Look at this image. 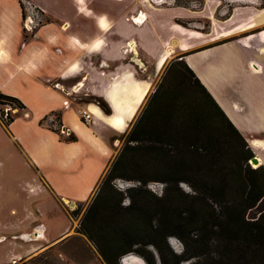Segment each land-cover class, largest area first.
Segmentation results:
<instances>
[{"label":"crops","instance_id":"0c3cea01","mask_svg":"<svg viewBox=\"0 0 264 264\" xmlns=\"http://www.w3.org/2000/svg\"><path fill=\"white\" fill-rule=\"evenodd\" d=\"M201 1L188 9L176 0H0V94L24 106L8 127L0 123L1 179L33 197L87 202L119 137L178 62L264 168V0ZM32 7L45 23L30 32ZM52 119L76 140L52 130ZM8 231L0 264H27L69 234L42 244L36 226Z\"/></svg>","mask_w":264,"mask_h":264},{"label":"rangeland","instance_id":"374dc122","mask_svg":"<svg viewBox=\"0 0 264 264\" xmlns=\"http://www.w3.org/2000/svg\"><path fill=\"white\" fill-rule=\"evenodd\" d=\"M19 1L21 4L23 3V0ZM152 1L154 3L161 2V0ZM152 1L148 0L146 4H152ZM197 1L199 3L196 0H176L178 4L182 2L185 8L191 9L195 5L201 9L202 1ZM237 4V2H233L231 8ZM35 10L40 14L39 26L44 25V14L36 8ZM37 12H34L35 16H37ZM184 23L186 24V22ZM174 65L175 63H171V67L170 65L167 67L171 69ZM169 78L166 77V86L174 85L180 81L179 79L176 82H169ZM177 86H180L188 94V97L182 100L185 106L193 103L195 106L198 104L190 90L191 84L188 80L180 82ZM183 117L179 115L177 118L182 119ZM182 122L184 123L180 126V130L175 132L172 128L170 131L166 130L161 138L163 143H165L166 150L170 151L178 159L185 160L186 166H180L175 163H166L164 166L173 171L172 177L182 179V181L177 185L171 183L168 186L160 182H149L145 186L151 194L161 197L163 201L161 210L157 213L151 211V207L154 205L152 198L148 199L150 203H147V205L149 207L148 216L153 220L152 225L156 230V235L161 234L165 238L170 250V252L164 251L165 260L170 263L173 254L186 259L181 261L180 264H264V244L259 242V238L256 237L258 234L257 227L252 224L264 212V197L254 208H247L244 207L243 201L246 195H242V190L235 188L227 190V187L231 184L230 163L235 157L239 156L238 141L234 136L225 139V137H222V131L211 127L202 131L203 133L200 131L201 134H208L211 137L210 144L208 143L206 147L207 160L204 163H200L196 160L191 146L201 145V143L205 142V138H200L199 133H197L199 131L192 129L193 122L188 118L187 120H181L180 123ZM133 124L119 137L111 163L93 195L85 203L60 204L41 195L33 197L24 187L20 188L9 182H4L1 179L2 172L0 169V235L8 236V230L13 228H25V230L31 231L32 227L36 226L41 230L40 242L45 244L59 237L66 229L69 231L67 237L59 241L62 246H56L45 250L39 255H35L27 264H105L93 246L83 235L78 233V229L85 213L92 205L102 186L107 182H109L111 189L117 192L115 200H119V206L115 207L126 208L129 205H133L132 209L126 212V217L122 215L124 219H117V224L125 220L127 223H141V230L147 228L146 225L150 218L146 216V212L140 211L139 197L137 193L131 190L140 185L138 180L163 176L157 172L154 165L146 166L144 170L141 169L143 157L146 161L149 157L146 150L153 145L152 141L155 138V133L149 127L139 135L138 141L128 143L129 133L134 126ZM217 139L223 144L216 145ZM127 145L131 147L129 150L130 154H127L126 165L122 167L120 172L124 177L110 180L108 177L109 170ZM248 165L250 169H256V165H251L250 160ZM205 183L208 184L210 189L206 196L203 190ZM218 185H221V189L223 187L226 188V190L223 189L224 193L220 189L214 191ZM193 189L195 192H193ZM107 192V190L104 191V195ZM185 194H190L193 197L187 199ZM203 196H205L204 200L213 207L211 211L207 210L204 205ZM186 205H188V213L187 215L181 214V218H179L180 228L170 226L171 207L176 206L182 209ZM100 213H105V210L101 209ZM164 223L169 225V227L163 229ZM222 230H226L231 234L221 233ZM105 231L112 233L113 228L109 226ZM212 231L216 234H221L218 246L210 242L209 248L199 249V243L195 242L196 238L202 234H209L214 237ZM180 236H184V238L181 239ZM5 244H0V247ZM45 246L48 247L47 245ZM146 250L153 255L156 264H161L159 254L154 246L149 245ZM136 260L147 264L144 258L137 254L123 256L120 264H131L132 261L134 263Z\"/></svg>","mask_w":264,"mask_h":264},{"label":"trees","instance_id":"16d2710c","mask_svg":"<svg viewBox=\"0 0 264 264\" xmlns=\"http://www.w3.org/2000/svg\"><path fill=\"white\" fill-rule=\"evenodd\" d=\"M166 77H170L169 82H176L180 79V83L188 80L191 84L190 90L194 94L195 100L198 104L195 106L193 103L192 105L185 106V104L182 103V100L187 98L188 94H186L185 90H182L180 86H177L179 83L166 86ZM97 103L104 113L109 114L110 111L105 102L97 100ZM0 105H15L19 110L24 108L21 102L17 99L1 94ZM179 115L184 117L178 119L177 117ZM187 118L193 122L192 129L199 131L197 133H199L200 138H205V142L201 143V145L191 146V150H194L193 154L195 155L196 160L200 163H204L207 160L208 154L206 152V147L211 141V137L208 134H201L202 131L211 127L222 131V137H225V139L231 138L232 136L236 138L238 141L237 149L239 148V156L235 157L230 163L231 168H229V173L231 176V184L227 187V190H233L234 188L242 190V195H246V198L243 201L244 207L254 208L264 197V168L260 166L256 169H250L248 161L254 158V155L249 149L246 141L227 119L206 89L201 85L194 73L190 71L184 63L178 62L175 63L173 68H171V71L163 72L159 84L154 92L147 98L145 105L129 133L128 143L138 141L139 135H141L145 129L150 127V129L153 130L155 133V138L152 141L153 145L147 148L146 153L149 154V157L147 161L143 157L141 169L144 170L146 166L149 167L150 165H154L157 172L163 176L138 180L140 185L131 190L137 193L139 197L140 211L146 212V216L150 218V216H148L149 207L147 205V203H150L148 200L149 198L154 200V205L151 207V211L157 213L161 210L160 208L163 202L161 197L151 194L145 187L149 182H160L168 186V184L171 183L177 185L182 181V179L172 177L174 174L173 171L164 166L166 163H175L180 166H186L185 160L178 159V157L172 155L170 151L166 150L165 143H163L161 138L164 136L163 133L166 130L170 131L171 128L174 132L180 130V126L184 123H180L181 120H187ZM12 120L13 119L2 121V124L8 127ZM75 140L76 138L73 135H70L65 141L74 142ZM215 144L219 145L223 144V142L217 139ZM130 149V145L125 146L118 158L112 164L108 174L110 180L112 178L124 177L120 172L122 171V167L126 165L127 154H130ZM143 155L145 156V154ZM251 175L253 176L251 177ZM221 188V185H218L215 187L214 191L220 189L224 193L226 188L223 187L224 190ZM106 190L108 192L104 195V191ZM203 190L206 196L210 191L207 183H205ZM193 192H195L194 189ZM116 195L117 192L111 189L109 182L103 185L92 205L81 220L78 229V233L83 235L93 246L105 264H120L121 258L128 254H137L143 257L147 264H156L153 255L146 250V247L149 245L156 248L161 264H180L181 261L186 260L182 256H175L173 254L170 263L165 260L164 251L167 250L170 252V250L166 244L165 238L161 234L156 235V230L152 225V218L149 219L146 225L147 228L143 230H141L142 225L139 222L127 223L123 220L117 224V219H124L122 215L125 216L126 212L130 211L133 205H129L126 208L115 207L119 206V200H115ZM205 196L202 197L203 200ZM185 197L190 199L193 196L185 194ZM204 205L207 207V210L211 211L213 209V207L205 200ZM101 209L105 210V213H100ZM171 213L170 226L179 229L181 224L179 218H181V214L187 215L188 205L184 206L182 209H179L176 206L171 207ZM252 224L257 227L258 234L256 237L259 238L261 244H264V212L261 213L258 220L252 222ZM109 226L113 228L112 233H107L105 231ZM167 227H169V225L164 223L162 228L165 229ZM212 233L214 237H211L209 234H202L196 238L197 240H195V242L199 243V249L209 248L211 245L210 242L218 246L221 234H216L213 231ZM221 233L226 235L231 234L226 230H222ZM180 237L181 239L184 238V236ZM57 246L62 245L59 243Z\"/></svg>","mask_w":264,"mask_h":264},{"label":"built area","instance_id":"2783aa9c","mask_svg":"<svg viewBox=\"0 0 264 264\" xmlns=\"http://www.w3.org/2000/svg\"><path fill=\"white\" fill-rule=\"evenodd\" d=\"M146 2H148V0ZM34 12H37L35 8L31 9L28 14L24 17L25 29L30 32H33L39 26L40 23V14L37 12V17L34 15ZM100 66L105 67L103 63H101ZM64 105L67 106V103H65ZM18 110L19 109L15 105H0V122L2 123V121L13 119V115ZM81 116L85 123H90V114L88 112L82 111ZM48 126L62 136H70L69 131H67L62 125H60V123H57L55 119H52L51 123Z\"/></svg>","mask_w":264,"mask_h":264},{"label":"bare ground","instance_id":"6f19581e","mask_svg":"<svg viewBox=\"0 0 264 264\" xmlns=\"http://www.w3.org/2000/svg\"><path fill=\"white\" fill-rule=\"evenodd\" d=\"M251 165H256V168H258V167H260L261 166V164H260V161L258 160V163H256V164H253L252 162H251ZM131 264H143V262L141 263V262H139V261H137L136 260V262L134 261V263L132 262Z\"/></svg>","mask_w":264,"mask_h":264},{"label":"water","instance_id":"95a60500","mask_svg":"<svg viewBox=\"0 0 264 264\" xmlns=\"http://www.w3.org/2000/svg\"><path fill=\"white\" fill-rule=\"evenodd\" d=\"M253 163V164H256V163H258V159L256 158V157H254V158H252L251 160H250V163Z\"/></svg>","mask_w":264,"mask_h":264},{"label":"flooded vegetation","instance_id":"af4514ba","mask_svg":"<svg viewBox=\"0 0 264 264\" xmlns=\"http://www.w3.org/2000/svg\"><path fill=\"white\" fill-rule=\"evenodd\" d=\"M137 21H141L140 19H138V18H135Z\"/></svg>","mask_w":264,"mask_h":264}]
</instances>
